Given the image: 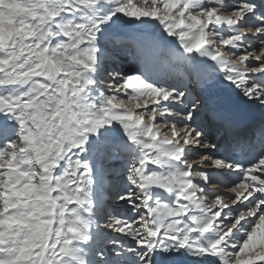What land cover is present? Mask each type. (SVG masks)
I'll return each mask as SVG.
<instances>
[{"label":"snow or ice","instance_id":"snow-or-ice-1","mask_svg":"<svg viewBox=\"0 0 264 264\" xmlns=\"http://www.w3.org/2000/svg\"><path fill=\"white\" fill-rule=\"evenodd\" d=\"M0 264H264V0H0Z\"/></svg>","mask_w":264,"mask_h":264},{"label":"bare ground","instance_id":"bare-ground-1","mask_svg":"<svg viewBox=\"0 0 264 264\" xmlns=\"http://www.w3.org/2000/svg\"><path fill=\"white\" fill-rule=\"evenodd\" d=\"M119 67V66H118Z\"/></svg>","mask_w":264,"mask_h":264},{"label":"rangeland","instance_id":"rangeland-1","mask_svg":"<svg viewBox=\"0 0 264 264\" xmlns=\"http://www.w3.org/2000/svg\"><path fill=\"white\" fill-rule=\"evenodd\" d=\"M126 70V69H125Z\"/></svg>","mask_w":264,"mask_h":264}]
</instances>
